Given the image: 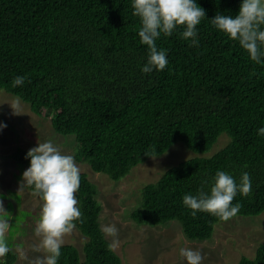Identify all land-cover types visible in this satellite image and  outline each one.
Here are the masks:
<instances>
[{
  "label": "trees",
  "instance_id": "16d2710c",
  "mask_svg": "<svg viewBox=\"0 0 264 264\" xmlns=\"http://www.w3.org/2000/svg\"><path fill=\"white\" fill-rule=\"evenodd\" d=\"M197 2L207 15L197 26L199 47L181 38L183 26L162 34L156 43L169 63L145 74L148 46L131 0H0V89L49 116L57 133L73 135L75 160L114 181L182 143L195 155L145 184L141 208L130 217L149 225L176 220L186 238L203 241L224 220L208 212L193 217L183 196L210 191L217 170L237 182L243 172L251 176V193L233 200L241 204L237 215L264 211V136L258 134L264 65L211 23L218 12L235 15L240 0ZM17 75L25 83L14 87ZM222 134V148L204 156ZM28 150L18 146L9 157L30 166ZM76 195L83 223H74L86 237L84 255L64 243L58 264H121L100 226L97 189L84 172ZM2 259L14 264L16 254L11 249ZM238 264H264V243L254 259L242 256Z\"/></svg>",
  "mask_w": 264,
  "mask_h": 264
},
{
  "label": "rangeland",
  "instance_id": "374dc122",
  "mask_svg": "<svg viewBox=\"0 0 264 264\" xmlns=\"http://www.w3.org/2000/svg\"><path fill=\"white\" fill-rule=\"evenodd\" d=\"M0 123L7 125L0 130V201L4 207L0 215H11L5 239L16 254L14 264H34L36 257L47 254L41 246L42 236L35 231L42 200L23 185L22 174L29 166L13 161L9 154L18 146L30 149L51 140L62 153L74 157L77 145L73 135H62L52 128L49 116L34 114L27 103L3 89H0ZM226 140L225 136L220 143L217 140L204 156L221 149ZM192 155L195 154L182 143H175L164 154L138 163L116 181L75 160L97 189L101 229L113 224L118 229L116 237L103 233L110 245L115 243L111 248L121 264H187L179 255L181 247L201 250L203 264H238L242 256L254 259L256 248L264 243V211L215 223L211 237L203 241L186 238L176 220L149 225L137 224L130 217L133 210L141 208L144 185L155 183L163 171ZM80 234L74 227L63 240L76 246L83 258L86 237Z\"/></svg>",
  "mask_w": 264,
  "mask_h": 264
},
{
  "label": "clouds",
  "instance_id": "9594fccd",
  "mask_svg": "<svg viewBox=\"0 0 264 264\" xmlns=\"http://www.w3.org/2000/svg\"><path fill=\"white\" fill-rule=\"evenodd\" d=\"M131 3L133 15L141 22L138 30L141 43L148 46L147 61L141 67L143 73L165 69L169 63L167 50L158 48L156 41L162 34L171 36L179 26H183L179 33L181 38L189 41L190 46L199 47L197 26L207 15L197 0H131ZM211 23L237 41L252 61L264 65V0H240L239 11L235 15L218 12L211 18ZM24 83L23 75L15 76L12 81L14 87ZM4 127L7 125L0 123V130ZM258 134L264 136V126L258 128ZM25 158L30 159V166L22 174L23 185L33 188L42 200L35 231L42 236L41 246L47 252L36 257L34 264H58L64 235L72 231L75 221L83 223L76 195L81 169L72 155L62 153L51 140L30 148ZM251 191L252 181L248 172H243L237 182L229 172L217 170L210 191L201 189L195 195L186 193L183 204L192 210L193 217L198 212H208L227 221L240 210L239 202L233 204L237 194L246 197ZM0 209L4 210L2 201ZM10 217L0 215V264H4L2 258L11 251L5 239ZM102 232L116 237L118 229L114 224L106 225ZM110 246L114 247L115 243ZM179 255L187 264H203L201 250L181 247Z\"/></svg>",
  "mask_w": 264,
  "mask_h": 264
}]
</instances>
